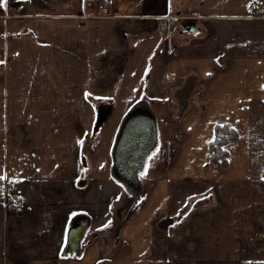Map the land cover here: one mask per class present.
Instances as JSON below:
<instances>
[{
	"label": "crops",
	"instance_id": "obj_1",
	"mask_svg": "<svg viewBox=\"0 0 264 264\" xmlns=\"http://www.w3.org/2000/svg\"><path fill=\"white\" fill-rule=\"evenodd\" d=\"M262 86L264 0H0V264H264Z\"/></svg>",
	"mask_w": 264,
	"mask_h": 264
},
{
	"label": "rangeland",
	"instance_id": "obj_2",
	"mask_svg": "<svg viewBox=\"0 0 264 264\" xmlns=\"http://www.w3.org/2000/svg\"><path fill=\"white\" fill-rule=\"evenodd\" d=\"M97 9V8H96ZM97 13H98V10H97ZM108 14V13H107ZM106 14V15H107ZM104 16V15H103ZM224 149V148H223ZM251 198H249L250 200H255V197H256V194H252L250 193V196ZM254 197V198H252ZM127 200V197L126 196H123L122 197V205H121V208L123 207V205H125V202ZM207 204H220L221 202H225L226 200V197L223 195L222 197L221 196H218L217 198L214 197V195H212L211 197L210 196H207L205 199H203ZM0 201L2 203H4L2 201V199H0ZM124 209V208H123ZM121 209V210H123ZM214 211L218 214H222V212L224 211V208H219L217 210H215L214 208H211V207H208L207 209L204 208L201 210V213L203 212H206V213H209V211ZM251 217V216H250ZM255 220V216L253 215L250 220H249V226L248 228H244V234L241 235V232L239 233V236L241 237L239 240H237V245L239 248H243V249H246L248 250V253H249V259H253L255 258V255H256V250L257 248H261V246L264 245V241L262 240H258L257 236V228H258V225L257 223L254 221ZM203 224V223H202ZM212 228H216V229H225L226 228V225L225 224H221V225H213ZM191 229H192V225H184L182 226L181 230L179 231L180 233H186V232H191ZM212 230L211 227L210 229H208V226L207 225H201V233H208V234H211V235H215L214 232H217L216 233V238L211 239L210 238H207V239H201V242L199 244V247L201 246V249L207 247V248H210V249H217V248H225L227 246H230V241H226L224 240V238L220 236V234H218L220 231H217V230ZM207 235L204 234V237H206ZM185 244H186V247H188V243H190L187 239L184 241ZM232 243V242H231Z\"/></svg>",
	"mask_w": 264,
	"mask_h": 264
},
{
	"label": "trees",
	"instance_id": "obj_3",
	"mask_svg": "<svg viewBox=\"0 0 264 264\" xmlns=\"http://www.w3.org/2000/svg\"><path fill=\"white\" fill-rule=\"evenodd\" d=\"M237 133L229 125H218L214 129L213 142L209 144L210 158L214 165L220 168L227 166L228 153L223 149L227 144L235 141Z\"/></svg>",
	"mask_w": 264,
	"mask_h": 264
},
{
	"label": "water",
	"instance_id": "obj_4",
	"mask_svg": "<svg viewBox=\"0 0 264 264\" xmlns=\"http://www.w3.org/2000/svg\"><path fill=\"white\" fill-rule=\"evenodd\" d=\"M85 231V227L77 228L72 230L69 234L67 245L64 251V255H73L79 249L80 239Z\"/></svg>",
	"mask_w": 264,
	"mask_h": 264
},
{
	"label": "built area",
	"instance_id": "obj_5",
	"mask_svg": "<svg viewBox=\"0 0 264 264\" xmlns=\"http://www.w3.org/2000/svg\"><path fill=\"white\" fill-rule=\"evenodd\" d=\"M252 9H254V7H252ZM97 10H98V15L100 16L106 15L108 13V5L106 4V2L101 3L97 6ZM7 194L8 192H6V188L0 185V199H2L4 205L6 207H14V208L18 207L20 202H18L17 200H10Z\"/></svg>",
	"mask_w": 264,
	"mask_h": 264
},
{
	"label": "snow or ice",
	"instance_id": "obj_6",
	"mask_svg": "<svg viewBox=\"0 0 264 264\" xmlns=\"http://www.w3.org/2000/svg\"><path fill=\"white\" fill-rule=\"evenodd\" d=\"M262 88H264V86H262ZM87 93H86V97H87ZM221 127H223V125H221ZM213 141H208V143H212ZM78 143H82V141H78ZM262 178H264V177H262ZM5 179H8V177H6L5 175H2V174H0V181H3V180H5ZM10 182H15V181H10ZM105 227H107V225H105Z\"/></svg>",
	"mask_w": 264,
	"mask_h": 264
}]
</instances>
